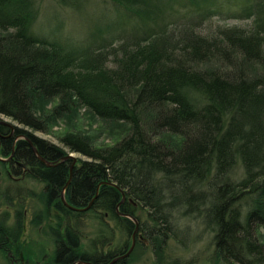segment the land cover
Instances as JSON below:
<instances>
[{"label":"trees","instance_id":"obj_1","mask_svg":"<svg viewBox=\"0 0 264 264\" xmlns=\"http://www.w3.org/2000/svg\"><path fill=\"white\" fill-rule=\"evenodd\" d=\"M108 1L120 21L135 19L145 27L141 36L124 35L110 51L101 48L117 32L101 39L99 48L75 49L30 33L35 0H0V114L20 124L17 130L39 152L46 147L57 159L67 147L86 157L73 166L68 208L61 207L59 217L100 211L128 236L134 224L116 211L119 187L124 199L117 210L134 217L140 236L151 243L172 234L186 244L188 226L179 218L187 216L197 220L201 233L212 234L213 258L264 264V0H241L245 5L233 14L251 17L249 29L221 27L211 36L191 27L201 14L176 21L174 5L201 10L217 0ZM115 47L108 66L106 57ZM76 106L109 127L111 145L95 146L67 127L51 130ZM21 125L51 132L57 142L37 138ZM24 141L18 143L28 148ZM27 150L22 159L33 160ZM235 163L240 171L232 179ZM46 170L38 176L54 194L70 170L65 162ZM243 198L246 204H240ZM62 221L46 226L54 247L44 264H104L127 247L124 242L89 253L80 248L69 221ZM13 251L32 264L31 248Z\"/></svg>","mask_w":264,"mask_h":264},{"label":"rangeland","instance_id":"obj_2","mask_svg":"<svg viewBox=\"0 0 264 264\" xmlns=\"http://www.w3.org/2000/svg\"><path fill=\"white\" fill-rule=\"evenodd\" d=\"M35 1L37 2L38 12L29 30L30 33L37 37L58 39L60 42L69 44L70 47L75 49H83L86 47L99 48L101 39L107 38L113 32H117L114 34L112 42H106L101 48L102 50L110 51V48L117 46L124 35L141 36L144 33L145 27L138 20L129 19L126 22L120 21L121 19L118 18V13L112 8L108 0ZM214 2V6L201 10L197 8L186 9V7L179 9L177 5H174L176 9L174 18H177L176 21L179 19V22H181L183 20L182 17L189 16L193 19L198 14H201L202 18L196 19L198 23L196 21L191 23L190 21L191 27L193 31L200 34H207L208 36L215 35L221 27L238 26L245 29L250 28L251 17L233 18V14L237 15L240 12L239 10L245 5V1L217 0ZM169 23L168 29L174 26V22L171 21ZM99 28L106 29L99 33L97 31ZM117 48L115 47L110 52V55H107L106 63L108 66H112L110 60L113 52ZM1 116L3 117L2 120L13 122L16 126L20 127V124L11 118ZM101 123L103 122L92 116L89 111L80 106H76L59 119L51 130L55 132L58 129L67 127L69 130L89 138L90 142L95 146L103 147L105 145H111L114 140L112 135L107 131L109 127H104V123L101 126ZM21 128H24V126L22 127L21 125ZM24 130L37 138H43L49 142H57V139H55L54 134L51 132L30 131L28 128H24ZM24 134L26 135V133ZM62 148L65 154L74 156L76 160L79 158L86 159V157L76 151L69 150L67 147ZM233 169L231 178L236 179L237 177L234 175V172L240 171L239 164L235 163ZM25 183L33 192L38 191L40 188V184L31 178H28ZM245 198L240 199V204H246ZM38 205L33 198L30 202L26 200L27 217L32 216L33 210L39 209ZM50 214L51 212L48 210V214L45 216V219L48 218V221L45 224H41L40 230L26 226L23 234H20L18 238V241L24 244L20 248L23 250L26 247L31 248L33 254L32 264H41L39 261L41 254L49 252L52 248L51 238L45 233L46 226L54 225L60 220L62 221L61 216H52ZM101 215L100 211H86L78 217H64L65 220L69 221L74 232L79 235L80 248L90 253L98 251V249L104 252L108 249L120 247L124 242L128 246L131 240L130 235H123L119 230L116 231V228H113L114 225L111 222L105 221ZM180 217V222L188 226L189 238L186 239V244H181L176 241L172 234H169L163 241L151 243L148 238L141 237L138 230H136L132 248L124 264H227L221 259L211 256L212 246L209 240L212 234L209 231L201 233L202 228L197 224L195 218H187V216ZM64 218L63 223L66 222ZM260 231L262 232L260 234L261 238L264 239V229L261 228ZM190 235L193 238H190ZM13 253L16 257H21V261H23L21 264H25V260L21 256L22 254L19 255L17 251ZM0 264H9L8 258L4 256L3 252H0Z\"/></svg>","mask_w":264,"mask_h":264},{"label":"flooded vegetation","instance_id":"obj_3","mask_svg":"<svg viewBox=\"0 0 264 264\" xmlns=\"http://www.w3.org/2000/svg\"><path fill=\"white\" fill-rule=\"evenodd\" d=\"M2 118L3 117L0 115V252H3L4 256L8 258L9 264H21L23 263V261H21V257H16L13 253L14 248H20L24 245L18 241L20 234H23L26 226H31L40 230L42 226L41 224L46 223L43 213L45 209H47V213L48 210L51 212L50 215L59 216L61 207L66 209L68 208L61 200V191L63 192L65 202L68 203V196H65V193L69 180L71 179L73 166L75 167L78 162L76 160L72 163L71 159L61 161L60 158L63 155L56 159L53 157L48 148L42 146H40V153L34 142L23 132H19L17 130L18 126H16L15 123L6 122L2 120ZM28 140L33 143L34 147L38 151V154L43 159L50 161L49 165H46L37 157ZM20 141H24V143L28 146L29 151L33 154H31V157L34 158L33 160L22 159L21 155L23 154V151L28 152V148L26 146L21 148L18 143ZM61 162L66 163L68 171L69 166L71 165L70 163L73 164L70 168L69 180L67 183L65 181L63 186L60 184V187L56 189L54 194H50L48 185L45 182L46 180L38 176V173L40 174L46 172V169L48 168H55ZM28 178H31L40 184L38 191L33 192L30 187L27 186L25 181ZM59 191L60 193L57 199L56 193ZM32 198L39 204V209L33 210L32 216L30 215L27 217L25 202L26 200H29L30 202ZM51 243L53 248L54 243L52 239ZM18 254L20 255L21 253L19 252ZM45 255L46 252L43 253V256H41L39 260L41 264H44L45 262ZM22 259H24L23 256ZM51 264L58 263L52 261Z\"/></svg>","mask_w":264,"mask_h":264},{"label":"water","instance_id":"obj_4","mask_svg":"<svg viewBox=\"0 0 264 264\" xmlns=\"http://www.w3.org/2000/svg\"><path fill=\"white\" fill-rule=\"evenodd\" d=\"M37 157L42 161V162H44L45 164H50V162H48V161H46L45 159H43L40 155H37ZM62 159H71V161H72V163H74V161H76V159H75V157L74 156H72V155H70V154H65V155H63L62 156ZM68 182V180L66 181V183ZM107 184H111V185H113V183L112 182H108ZM96 194L97 193H95V195L93 196V199H94V197L96 196ZM61 200L63 201V203L68 207V204L65 202V200H64V198H63V196H61ZM122 200H123V194L121 193V199H120V201H119V204L122 202ZM91 204V203H90ZM90 204H89V206H90ZM88 206V207H89ZM88 207H86V208H88ZM119 214L120 215H122V216H125V217H128L129 219H131L132 220V222H133V224H134V226H133V229H132V232H131V234H130V244L126 247V249L123 251V252H121V253H119V254H116V255H113L110 259H109V261H107L106 263H104V264H110V263H112L114 260H116V259H118V258H123V257H125V256H127L128 255V253L130 252V250H131V248H132V245H133V242H134V233L136 232V230H137V221H136V219L134 218V217H132L131 215H128V214H124V213H121V212H119ZM82 260H76V261H72L70 264H77V263H79V262H81ZM90 264H94V263H90Z\"/></svg>","mask_w":264,"mask_h":264},{"label":"bare ground","instance_id":"obj_5","mask_svg":"<svg viewBox=\"0 0 264 264\" xmlns=\"http://www.w3.org/2000/svg\"><path fill=\"white\" fill-rule=\"evenodd\" d=\"M29 141V144L31 145V147L33 148V151L35 152V154L36 155H39L38 154V151H37V149L34 147V145H33V143L30 141V140H28ZM60 160L62 161V160H65V159H62V157L60 158ZM47 161V160H46ZM48 162H50V161H48ZM47 165V164H46ZM49 165V164H48ZM73 164L71 163V165H70V168H71V166H72ZM70 170V169H69ZM70 177V176H69ZM69 180V179H68ZM102 183H108V182H102ZM100 185V184H99ZM113 185L114 186H116L117 187V185L116 184H114L113 183ZM118 189H119V191L122 193V189H120L119 187H117ZM123 194V193H122ZM61 196H63V192L61 191ZM93 200V199H92ZM92 200H91V202H92ZM90 202V203H91ZM89 203V204H90ZM118 205H119V202L116 204V211H117V213L119 214V211L117 210V207H118ZM87 207H88V205H87ZM120 215V214H119ZM137 221V220H136ZM81 263H83V262H81ZM85 264H90V262H86Z\"/></svg>","mask_w":264,"mask_h":264}]
</instances>
